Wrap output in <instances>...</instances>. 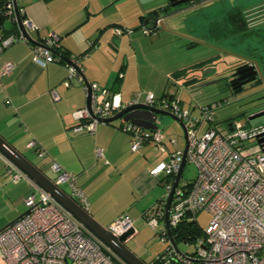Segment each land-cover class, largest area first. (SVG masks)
<instances>
[{"label":"crops","instance_id":"crops-1","mask_svg":"<svg viewBox=\"0 0 264 264\" xmlns=\"http://www.w3.org/2000/svg\"><path fill=\"white\" fill-rule=\"evenodd\" d=\"M217 3L218 0H206L188 6L181 11L183 14L178 13L182 21L175 20V16L165 18V28L150 32L141 27L151 8L148 0L20 2L25 17L36 27L30 31L33 40L38 42L56 33L61 48L68 55L82 54L89 49L82 57L83 76L90 82L119 91L124 102H129L134 95L131 77L140 76L144 69L151 74L160 70L162 76L157 80L161 82L167 75L168 82L175 70L190 69L193 64L221 52L249 63L256 62L263 77L264 44L258 39L264 23L260 24L255 14L250 22L252 29L255 30L257 25L259 31L243 40L235 37L216 41L208 37L209 24L221 21L225 12L231 10L223 9L221 14H216L214 5ZM261 4L264 0H240L232 9H249ZM116 28H129L131 32L116 34ZM185 45L189 48L184 49ZM199 45L206 46L201 54L210 55L191 63L184 61L181 53ZM215 51L217 53H212ZM6 62L13 63V68L8 74H2ZM197 72L194 74L199 75ZM262 77L258 78L259 81ZM65 79L67 70L62 62L33 61L28 42L19 40L6 47L0 53V135L51 178L56 175L50 168L52 162L74 174L75 184L86 195L89 211L95 196L105 197L111 204L115 202L116 209L111 213L109 223L123 212L129 215L138 213L142 217L143 211L164 194L162 183L165 176H154L149 170L167 153H161L152 141L132 152L129 134L119 128L121 119L99 122L93 134L74 132L72 112L86 105V90L75 78L65 86ZM52 88L58 91L59 99L52 98ZM144 100L143 97L141 102ZM158 122L154 130L159 127ZM162 135L170 151L180 148L178 137ZM30 140L37 142L44 150V156L39 157L34 148L28 147ZM96 148L102 150V156L96 155ZM8 162L0 153V209L6 210L0 216V230L27 210L23 204L25 210L20 213L19 203H24L26 196L35 191L27 178L13 181L6 173ZM91 215L103 225V217Z\"/></svg>","mask_w":264,"mask_h":264},{"label":"built area","instance_id":"built-area-1","mask_svg":"<svg viewBox=\"0 0 264 264\" xmlns=\"http://www.w3.org/2000/svg\"><path fill=\"white\" fill-rule=\"evenodd\" d=\"M21 1L6 0L4 5L6 16L15 22L16 11L24 14ZM22 22L29 33L36 29L28 18L23 17ZM18 30L17 34L0 35V53L16 41L28 42L33 61L62 62L67 70V79L63 84L69 86L70 79L75 78L86 90L82 73L83 56L69 54L66 60H61L53 52L59 46L58 34L51 33L41 41L31 43ZM115 32L122 34L131 30L116 28ZM12 68L13 63L6 62L1 73L8 74ZM262 82L264 84V75ZM89 86L92 90L90 108L85 105L72 112L74 132L93 134L96 125L103 122L101 120L116 114L127 104L141 102L142 96L146 104L179 117L187 128L185 160L194 164L196 174L191 180L183 179L182 175L178 180L170 203L168 225L176 243L172 228L184 219L196 221V215L202 210L210 213L209 224L195 239L192 253H182L175 248L165 224L167 197L180 169L183 149L176 147L170 151L163 142L159 127L150 131L125 119H121L119 126L120 130L129 134L132 152L152 141L161 153H167L149 170L154 176L169 178L165 181L160 205L145 218L153 229L162 223L160 239L168 244L153 258L152 264H264V151L261 143L256 141L264 136V120L248 124L232 118L220 126L215 118L216 112L223 106L220 101L201 105L200 116H194L180 98L174 94L170 96L168 91L158 97L152 92H136L129 102H124L119 91L102 87L97 82L89 81ZM50 94L54 100L60 97L54 88L50 89ZM251 114L247 120H250ZM171 141L175 144V140ZM28 147L34 148L39 157L45 155L35 140H30ZM96 155L102 156L100 148H96ZM8 161L6 173L13 181L27 178L35 191L24 199L27 208L24 214L0 230V258L4 264H128L68 209ZM50 168L56 173L53 178L55 184L60 187L66 185L69 196L89 212L86 195L75 184V175L63 170L57 162H52ZM106 227L116 236L128 233L127 240L137 233L128 212L118 215Z\"/></svg>","mask_w":264,"mask_h":264},{"label":"rangeland","instance_id":"rangeland-1","mask_svg":"<svg viewBox=\"0 0 264 264\" xmlns=\"http://www.w3.org/2000/svg\"><path fill=\"white\" fill-rule=\"evenodd\" d=\"M159 0H148V5L153 7V4H156ZM165 2V0H162ZM240 0H218V3L214 5L215 13L221 14L223 9L229 10L232 9L233 6L237 5V2ZM157 4V5H158ZM206 8V7H205ZM207 9V8H206ZM179 14H183L179 12ZM179 14H176L174 19L177 21H182V17H179ZM7 26L10 25V19L8 18L6 21ZM186 26V25H184ZM259 27H255L256 30ZM258 40H261V43L264 44V25L261 26V35ZM187 45L184 46V49H187ZM206 46L199 45L197 47H191L187 52L184 51L181 53L184 61L195 62L197 59H203L207 55L210 54H201L202 50H205ZM195 50V51H194ZM192 51V53H191ZM214 51V50H213ZM190 55L187 58V54ZM212 53H217L212 52ZM219 53V52H218ZM218 56V59L212 65V69L209 72H205L208 77H212L209 80H217L216 82L210 85H202L197 87L199 83H196L191 89L190 86H186L182 83L181 80L174 82L173 80L166 81V76L162 78V81L159 82L157 77L162 76L160 70H155L153 74L149 73L147 70H143L141 75H134L131 77V87L134 88V93L140 92L141 94H145L147 92H152L156 97L161 96L162 90L174 92L178 98L182 99V104L186 108H190L192 114L194 116H200V106L212 103L213 101H220L223 103V106L219 108L218 113L216 115L217 124L221 126L224 124V119L227 117L235 116L236 118L245 121L248 124L261 122L264 120V115L256 117L254 119L247 120V115L251 113L258 112L262 110L264 106V84L262 81H252L246 84L242 90H239L233 93L227 87V79L231 73L232 68L237 63V59L240 57H236L235 55H227L224 52ZM195 56V57H194ZM238 56L244 57L242 54H238ZM161 69V68H160ZM201 70L197 72L200 74ZM208 81V80H207ZM166 82V84H165ZM191 89V91H190ZM143 99V96L140 100ZM199 113L198 115H195ZM158 125L162 130V134L169 136H174L179 138V147H184V137L181 127L178 123L168 117V116H159L158 117ZM196 174V167L192 163H186L184 170L182 172L183 179H192ZM65 191H69L66 185H62ZM164 192V187H163ZM162 192V193H163ZM94 203H91V210L89 213H94L96 217L101 218L103 222V226H108L110 220L112 219L111 213L114 212V208L116 206L115 202L109 201L107 198L99 195L94 199ZM24 203L20 202V213H22L24 208ZM95 209V210H94ZM116 209V208H115ZM6 210L0 209V216L5 213ZM131 218L134 220V226L137 230V233L128 239L125 245L132 250L135 254H137L142 260L149 262L154 257H156L160 252L164 251L167 247V242H162L160 239L159 229L162 223L160 222L159 226L156 229L151 228L145 219L140 217L138 213H131ZM211 219V215L207 210H202L196 215L197 224L201 227V229H205L209 221ZM99 222V221H98ZM178 249L182 253H192L195 250V240L191 242H185L182 240H178L176 242ZM0 256H1V247H0ZM0 264H4L0 258Z\"/></svg>","mask_w":264,"mask_h":264},{"label":"water","instance_id":"water-1","mask_svg":"<svg viewBox=\"0 0 264 264\" xmlns=\"http://www.w3.org/2000/svg\"><path fill=\"white\" fill-rule=\"evenodd\" d=\"M189 0H159V4H153L150 10L147 12L145 19L142 24V28L146 31H155L157 29L165 28L164 19L173 17L179 12L183 11L185 8L177 9L176 6H179L183 3H186ZM206 0L199 2L198 4L203 3ZM158 4V5H157ZM15 5L17 3L15 1ZM190 6V5H189ZM16 23L20 31L30 42H36L31 37L30 33L27 31L26 27L22 22V17L18 11H16ZM53 52L59 56V53L56 50ZM66 60V58H64ZM84 77V76H83ZM262 72L257 65V63H245L234 67L228 76V81L230 84L239 82L240 86H245L246 84L254 81L256 78H261ZM86 85V106L90 108L91 99H92V90L89 86V81L84 77ZM217 80H208L201 82L197 87L202 85H210ZM264 115V110L252 113L249 116V119H254L256 117ZM159 116H168L174 119L178 125L181 127L183 132V137L185 139V145L183 148V159L179 171L177 172L173 187L167 197L166 209H165V224L168 229L170 238L177 250L178 247L171 237V231L168 225V215L170 203L173 197L174 188L176 187L178 180L180 179L186 160V152L188 149V135L187 128L184 122L174 115L173 113L151 106L145 102H138L127 104L116 114L103 119V122H112L117 119L129 120L138 126L154 130L156 128V122L158 121ZM260 145L263 146L264 151V136L257 138L256 140ZM0 153L19 167L32 181H34L38 186L47 191L53 198H55L60 204H62L66 209H68L76 218H78L89 230H91L97 237H99L112 251L119 255L124 261L128 264H148L146 261L142 260L137 254L130 250L126 245L128 238V233L116 236L114 235L107 227L100 224L88 211L83 209L69 194L60 186L56 185L53 181V178L44 173L40 168L36 166L30 159H28L22 152L16 149L12 144H10L5 138L0 135ZM24 214V213H23Z\"/></svg>","mask_w":264,"mask_h":264},{"label":"trees","instance_id":"trees-1","mask_svg":"<svg viewBox=\"0 0 264 264\" xmlns=\"http://www.w3.org/2000/svg\"><path fill=\"white\" fill-rule=\"evenodd\" d=\"M5 2L6 0H0V35L2 37H6L9 34H17L19 32L18 26L14 20L10 19L9 26H7L6 24V21L9 17H7L5 14V8H4ZM255 14H256V17L260 19L259 23L263 24L264 23V4L254 6L249 9H243L240 7H236L229 11H226L221 21H213L209 24V27H208L209 36L208 37L216 41L225 39V38H235V37H239L241 40H243L246 36H249L252 33L259 31V28L258 29L256 28V30H253L252 29L253 25L250 22L251 16ZM21 17L22 18L25 17V14H21ZM88 50H86V52L82 54H77V55L83 56L88 52ZM56 51L59 53V57L61 60H63L68 55V53L65 52L61 48L60 43ZM216 59H218V56L214 55L210 58H206L204 60H201L193 64L190 69L175 70L174 72H172L169 80H173L174 82L181 80L184 85L190 86L191 88H193V86L196 83L209 80L212 77H217V75L208 77L206 74L203 75L202 73V71H206V70L208 71L210 66L212 65V63L215 62ZM241 61L242 59H238L236 64H238ZM199 70H201L200 71L201 73L199 75H195L194 72L199 71ZM226 79H227V82H226L227 87L233 93L243 89L244 86H240L239 82L230 84L228 81V77H226ZM254 81H259V79L256 78ZM109 89H112V88H109ZM164 94H166V91L162 95ZM170 96H173V94H171ZM232 118H236V117L234 115L231 117H227L224 119V122ZM163 179H164V182L162 183V185L164 187L165 181H167L169 178L165 176ZM188 180H191V179H188ZM161 198H163V195ZM161 198L158 201H156L152 206L148 207L147 209L143 211L142 213L143 219L146 218L148 213L151 212L154 209V207L156 206L158 207V205H160L159 202L161 201ZM172 233L174 235L175 241L182 240L185 242H191L203 234V229H201V227L197 224V221L184 219L177 227L172 228ZM152 262H153V259L147 263L152 264Z\"/></svg>","mask_w":264,"mask_h":264},{"label":"flooded vegetation","instance_id":"flooded-vegetation-1","mask_svg":"<svg viewBox=\"0 0 264 264\" xmlns=\"http://www.w3.org/2000/svg\"><path fill=\"white\" fill-rule=\"evenodd\" d=\"M201 1H203V0H189V1H187L186 3H183V4H181V5H179V6H176L177 7V9H180V8H184V7H187V6H191V5H194V4H198L199 2H201ZM245 63H248V61H246V60H242L241 62H239L238 64H236L234 67H236V66H238V65H241V64H245ZM205 81H207V80H205ZM204 82V81H203Z\"/></svg>","mask_w":264,"mask_h":264}]
</instances>
